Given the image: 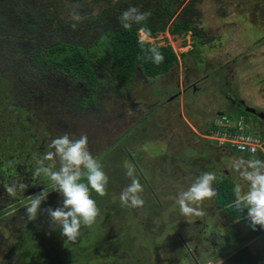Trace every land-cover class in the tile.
<instances>
[{
  "label": "rangeland",
  "instance_id": "rangeland-1",
  "mask_svg": "<svg viewBox=\"0 0 264 264\" xmlns=\"http://www.w3.org/2000/svg\"><path fill=\"white\" fill-rule=\"evenodd\" d=\"M214 9L213 6L205 9V14L209 20L205 19L204 22L209 30H214V33L217 32V34L222 33L224 39L231 45L232 40L227 38L231 35L229 28L234 26V29H237L234 37V41L237 40L235 42L236 47H234L236 51L228 52L227 50L230 49L223 45L219 50H226L223 53H226L224 56L228 57L223 59H231L240 54L245 56L248 38L242 37L241 26L236 25L243 23V21H237V17L228 20L220 19L215 14ZM242 27L248 28L249 26L244 23ZM180 38L168 35L167 32L159 33L153 38H146L145 33H141V41L151 46H171L177 53L178 59H182L191 50L193 42L189 34L185 38ZM255 39H257L256 36ZM249 41L251 40L249 39ZM15 64H17L16 61ZM262 64L264 65V62ZM8 65L10 64L7 63L4 66ZM145 83L144 79H140L134 85L135 91H131L135 96L134 103L125 105L126 111L130 113H133L134 109L143 111V113L149 111L146 115L137 113V120L133 126L131 121L126 122L127 119L120 118L108 122L105 125L106 130L98 128L91 132L86 128L80 130V133L78 132L80 135H85L87 132L92 133L93 137L90 139L94 151L92 154L100 160L104 171L109 176L107 195L101 197L94 191L92 192L93 198L100 197L102 199V201L97 202V205L105 211L107 218L105 237L103 239L96 238L99 243L105 241L103 245L105 263L102 264H117L116 260L120 261L121 264H221V260H226L223 258L228 256L230 248L233 246L227 244L230 236L220 237L230 234V231L221 212L215 208L214 198L206 200L200 205L204 215L184 216L180 213L174 197L180 191L186 190L203 172L222 173L230 177L235 183L245 184L233 167L237 160H245L242 154L232 151L228 146V151L235 155L229 156V152H224L223 149L215 147L203 151V145H198L194 138L197 135L202 139L200 133L208 124L210 119L208 115L217 104L214 101L219 103L218 96L215 94H220L223 91H218L216 86L211 85L206 89L191 91L186 93L184 97L176 99L178 96L177 89L168 87L165 83L162 85L161 81L156 82V88L149 89L150 86L146 87ZM230 87L228 93L232 88L236 95L242 94V91L239 93V87ZM214 91H216L215 94ZM145 94L151 95V100L148 101L144 98ZM212 94L214 101L208 104ZM157 99L163 104L159 105L157 109L154 108L155 106H149V109L148 105L156 102ZM121 100L118 97L113 98L106 108L111 111L117 109L115 106L122 105ZM146 102L148 104L144 108L142 103ZM218 107L221 109L220 112L230 115L235 121L243 117L249 124V132L257 135L258 129L251 121L252 116L245 114L243 110L232 112L222 105ZM111 113L113 112L106 116V120L112 118ZM180 115H184V118L180 119ZM102 135L105 137H100ZM94 136L97 138L94 139ZM212 143V146L216 144ZM215 146L219 147L217 144ZM213 148L215 149L213 150ZM182 159L189 162L186 163ZM126 163L136 168V174L144 187L143 199L145 204L143 208L125 207L119 200L121 191L130 183V180L125 176ZM208 166L211 169L208 170ZM224 169L228 171L227 174L224 173L226 171ZM48 188L49 191H52V186H48ZM54 193L56 192H51L49 197ZM22 195L24 194H21V197ZM27 203L19 202L17 204L20 205L19 208L5 215L2 221H7L17 211H24ZM25 227H27L26 232L28 234L24 230ZM42 231L43 233H41ZM50 231L48 219L43 222L42 226L38 225L36 221L0 222V264H26L30 260L32 262L39 255L23 251L24 247L17 250V244L25 234L27 235V242L32 239L27 246L34 242L35 246L42 249V254L51 258L54 254L49 245L41 238H38L39 243L36 240L38 235L50 239ZM208 231L213 232L208 233ZM196 236L201 238V242L203 236L212 237L211 245L207 243L199 245L200 249L197 250L196 256L191 258L189 251H192L190 248L193 247V243L190 240L192 241ZM94 239V237L91 239L87 237L85 243H94ZM53 243L62 250L60 241H53ZM222 244L225 246L223 250L220 248ZM248 245L252 254L263 253L261 256H263L262 264H264V235ZM85 246L87 247V244ZM46 248L49 249L44 251ZM113 252L119 254L117 256L110 255ZM243 257L247 256L238 258ZM112 258L116 260L113 261ZM238 258L223 264H243V262H237L240 260Z\"/></svg>",
  "mask_w": 264,
  "mask_h": 264
},
{
  "label": "flooded vegetation",
  "instance_id": "flooded-vegetation-1",
  "mask_svg": "<svg viewBox=\"0 0 264 264\" xmlns=\"http://www.w3.org/2000/svg\"><path fill=\"white\" fill-rule=\"evenodd\" d=\"M155 1L162 3L166 0ZM167 1L172 9L169 15L162 16V11H159L161 8H158L154 18L158 22L160 18L167 21L165 32L168 35H173L170 31L179 26V28L187 29L186 33L180 30V33L173 36L185 38L189 34L190 39L193 40L191 50L182 59H179L177 66L173 67L167 75L158 80L149 81L141 74H137L129 89L122 85L119 95H114L115 87L100 85L96 106L90 105L88 100L94 95L93 89L87 83L78 82L75 76L52 74L51 77L43 79L41 76L35 77L27 74L24 61H22L23 66L19 65L17 61V64L11 63L2 67L5 61L4 59L0 60V208L6 209V205H2L4 201H13L7 191L9 187L15 186L16 190L13 194L16 195L21 194L20 191L24 195L41 191L46 187V184L51 187L50 181L45 182L43 177H34L33 171L37 166L36 158L38 159L43 151L48 150L47 145L57 136L67 132L75 139L81 136L78 132L82 129L88 128L87 130L91 132L98 128L106 130L105 125L108 122L120 118L127 119L126 122L131 121L133 126L137 120L136 114L143 113V111L134 109L133 113H130L126 111L125 105L134 103L135 96L131 91H135L134 85L140 79L145 80V86H150L149 89L156 88L155 85L158 81H161L162 85L165 83L168 87L177 89L176 99L184 97L191 91L206 89L211 85L216 86L218 91L223 92L215 94L216 91H214V94L218 96L219 103L214 101L213 94L212 98L208 100V104L213 101L217 103L215 109L208 115L209 122L218 113H223L220 112L219 105L232 112L245 111L246 108H250L255 110V115L249 114L252 116L251 121L254 126L256 125L258 132L264 134V65L262 64L264 62V0ZM212 6L220 19L228 20L237 17V21H243L240 23L241 25L238 23L236 25L241 26L242 37L248 38L245 56L240 54L231 59H223L228 58L224 56L226 53H223L226 50H219L223 45L230 49L227 50L228 52L236 51L234 47H236L237 40L234 41V37L237 29H234V26L229 28L231 35L227 38L232 40L231 45L224 39L222 33L217 34V32L214 33V30H209L204 22L205 19L209 20L205 9ZM244 23H247L249 27L243 28L242 24ZM249 42L250 44H248ZM19 69L23 70L21 86ZM95 69L99 79L103 80L105 67ZM36 79L38 81L34 83L33 80ZM37 83L40 89L39 97L35 98V103L32 105L28 90L30 87L34 89V85ZM221 86L223 88H220ZM229 86L239 87V93L242 91V94L236 95L235 90H232L231 87L230 93H228ZM115 97L122 99L123 103L118 106L114 105L117 109L111 111L106 107ZM143 97L148 101L152 98L148 94ZM142 104L146 108L148 103ZM162 104V101L157 99L156 102L149 104L148 108L155 106L154 108L157 109ZM110 112H113L111 113L112 118L106 120V116ZM119 112L120 114H118ZM148 112L143 114L146 115ZM179 117L183 119L184 115ZM135 129L137 128L135 127ZM85 135L89 139V149L94 153L90 143L93 135L88 132ZM104 135L100 137H105ZM202 135L200 133V137ZM95 138L97 137L94 136ZM22 184L28 185L27 190L20 189L19 186ZM211 232L213 231H208V233ZM211 238L203 236L201 242V238L196 236L192 241L190 240L193 243V247L190 248L192 251H189L191 258L196 256L197 250L200 249L199 245L203 243L211 245Z\"/></svg>",
  "mask_w": 264,
  "mask_h": 264
},
{
  "label": "trees",
  "instance_id": "trees-1",
  "mask_svg": "<svg viewBox=\"0 0 264 264\" xmlns=\"http://www.w3.org/2000/svg\"><path fill=\"white\" fill-rule=\"evenodd\" d=\"M157 3L155 0H0V60L4 59L5 61L2 67L7 63H15V61L22 65V61H24L27 67V74L31 76H41L43 79L51 77L52 74L75 76L78 82L87 83L93 89L94 95L88 100L90 105L96 106L98 104V92L102 85L115 87L113 91L116 96L121 92L122 85L126 86L127 89L133 85L137 74H141L149 81H155L167 75L179 63L178 55L171 46L158 47L165 58L159 65L152 63L150 60L137 59L138 56L143 55L141 45L145 48L151 47L150 44L141 41V33H145L146 38H153L167 29V21L160 18L158 22L154 15L158 12V8H161L159 11H162V16L169 15L172 9L167 0ZM72 5L78 6L81 13L88 17L75 30L71 27L69 19V10ZM128 7H140L142 10L151 11V16L145 22L146 26L151 30L150 35L140 31L141 26L139 25H134L131 29L121 28L118 17ZM179 27L172 29L170 32L173 35L180 33V30L186 33L187 29ZM94 67L97 69L105 67L103 80L99 79L96 73L97 70ZM18 74L21 86L23 70L19 69ZM33 81L35 83L38 80ZM28 92L30 103L33 105L35 98L39 97V84H35L34 89L30 87ZM83 106L86 105L83 104ZM243 112L248 114L245 111ZM209 131L208 124H206L201 133L206 135L209 134ZM256 134V136L262 135L260 132ZM194 138L197 140L198 145H203V151L210 150L212 147L220 148L210 141L200 139L197 135ZM36 160L38 159L36 158ZM182 160L186 163L189 162L185 159ZM207 169L211 168L208 166ZM216 174L218 181L214 187L218 195L214 198L215 208L227 219L230 225L229 229L235 231L245 221L246 213L245 216L243 214L239 216L233 208L228 207L235 199L233 194L235 182L222 173ZM43 180L45 182L48 181L44 177ZM46 186L50 185L46 184ZM20 192L22 194V191ZM38 192L26 193L27 195H24L21 199V194L19 197V194L9 193V197L13 201H4L2 203V205H6V209L0 208V222H27L26 210L15 212L7 221H2V219L9 212L17 210L20 206L17 205L19 202L24 201V203H27L28 197ZM94 199L96 202L102 201L100 197H94ZM61 202L62 197L56 192L48 198L46 203L42 204V208L49 206L55 208ZM100 210L101 216L97 222L90 228H82V234L75 241L63 237L58 227L56 230L50 227V239H45L42 235H38L37 242H40L38 238L43 239L49 245L50 250H52L54 255L51 258L42 254V249L35 246L34 242L27 246L28 242L32 240L26 241L27 227L24 228L25 236L17 244V250L24 247L23 251L25 252L39 254L35 257L36 259L34 258L32 262L30 260L26 264L105 263V258H103L105 257L103 247L105 241L99 243L96 240V238L103 239L106 233L107 218L105 211L101 208ZM46 219H49L48 216L41 214L35 221L42 226ZM263 231L264 229L262 228H257L256 230L251 228L244 235L233 233L236 240L232 245L236 246L235 248L240 247L244 243L258 237ZM87 237L89 239L94 237V243H85ZM53 241H60L62 250L57 248ZM85 244H87V247ZM48 249L46 248L44 251ZM17 250L16 252H18ZM234 251L235 249H230L229 255ZM117 254L119 253H110L112 256H117ZM261 254H252L250 249L247 248L235 254L234 256L236 257L232 256L228 261H233L246 255L247 257L238 258L241 261L237 260V262L262 264ZM112 259L113 261L116 260L115 258ZM116 262L121 264L118 260Z\"/></svg>",
  "mask_w": 264,
  "mask_h": 264
},
{
  "label": "clouds",
  "instance_id": "clouds-1",
  "mask_svg": "<svg viewBox=\"0 0 264 264\" xmlns=\"http://www.w3.org/2000/svg\"><path fill=\"white\" fill-rule=\"evenodd\" d=\"M150 16V10L128 7L118 17V22L123 29L139 25L140 31L150 35L151 30L145 24ZM69 19L71 27L75 30L88 17L81 13L78 6L72 5ZM141 52L143 55L138 56V60H150L159 65L165 59L156 46L145 48L141 45ZM47 149L38 158L33 176L47 178L53 190L49 191L46 186L38 193L30 195L25 215L31 222L37 220L41 214H46L49 218L48 224L53 230L58 227L63 237L75 241L82 234V228H90L101 216V210L92 197V192L101 197L107 195L109 176L100 160L90 151L87 135L73 139L65 132L51 140ZM233 167L245 184H235V199L228 207L233 208L239 216H245L246 213L245 218L253 230L264 229V160L255 157L237 160ZM136 172L134 166L125 164V176L130 183L119 195V200L125 207L143 208L145 204L144 187ZM217 181L215 172H203L186 190L180 191L174 197L180 213L184 216L204 215L200 205L218 195L214 187ZM19 187L27 190L28 185L22 184ZM15 190V186L7 189L9 193H14ZM53 191L62 197L61 204L55 208H42V204L47 202L49 194Z\"/></svg>",
  "mask_w": 264,
  "mask_h": 264
},
{
  "label": "built area",
  "instance_id": "built-area-1",
  "mask_svg": "<svg viewBox=\"0 0 264 264\" xmlns=\"http://www.w3.org/2000/svg\"><path fill=\"white\" fill-rule=\"evenodd\" d=\"M208 124L210 131L209 134L202 135L203 139L214 142L225 150L229 147L239 154L264 158V134H251L249 124L243 117L235 121L230 115H215Z\"/></svg>",
  "mask_w": 264,
  "mask_h": 264
},
{
  "label": "crops",
  "instance_id": "crops-1",
  "mask_svg": "<svg viewBox=\"0 0 264 264\" xmlns=\"http://www.w3.org/2000/svg\"><path fill=\"white\" fill-rule=\"evenodd\" d=\"M208 123H209V122H208ZM208 126H209V124H208ZM201 138H202V137H201ZM202 139H203V138H202ZM221 149H223V148H221ZM223 151H224V152H229L228 149H227V150L223 149ZM229 153H230L229 156H230V155H235V154H233V153H231V152H229ZM242 155L244 156V159L253 158V157L248 156V155H244V154H242ZM255 158H259V159H261V160H264L263 157H255ZM224 170H226V169H224ZM224 173L227 174L228 171L226 170ZM229 178H230V177H229ZM235 184H236V183H235ZM223 219L225 220V222H226V224H227V228L229 229V226H230V225L228 224L227 219H226L224 216H223ZM236 229H237V230H235V231L229 229L230 234H227V235H222V234H220V235H222L223 237H225V236H230V238H229L227 244H234L233 242L236 240V238L233 236V233H239V234H241V235H244V234L247 232L248 229H251V227L249 226V221L245 218V221H244L242 224H240ZM263 235H264V231H263V233L260 234L258 237L263 236ZM215 236H216V235H215ZM216 237H217V236H216ZM258 237L252 239V240L249 241V242L244 243L243 245H241L240 247H237V248H235L236 246L232 245L233 247L230 248V249H231V250H234V249H235V251H234L232 254H230V255L228 254V256H227L226 258H223V259H226V261H228L232 256H234L235 254H237V253L240 252L241 250L249 248V245H248V244L251 243V242H253L254 240H256ZM218 245H219V244H218ZM220 248L223 250V249L225 248V246L222 244ZM258 253H259V252L255 253V254H258ZM222 261H223V260H221V264H222ZM226 261H225V262H226Z\"/></svg>",
  "mask_w": 264,
  "mask_h": 264
},
{
  "label": "water",
  "instance_id": "water-1",
  "mask_svg": "<svg viewBox=\"0 0 264 264\" xmlns=\"http://www.w3.org/2000/svg\"><path fill=\"white\" fill-rule=\"evenodd\" d=\"M245 112L248 113V114H251V115H255V110H251L250 108H246ZM218 115L222 116V115H224V113H218ZM260 118L261 117L259 116V119Z\"/></svg>",
  "mask_w": 264,
  "mask_h": 264
}]
</instances>
